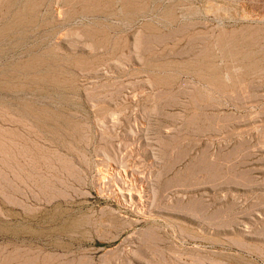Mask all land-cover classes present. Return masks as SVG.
I'll return each mask as SVG.
<instances>
[{
	"label": "rangeland",
	"instance_id": "rangeland-1",
	"mask_svg": "<svg viewBox=\"0 0 264 264\" xmlns=\"http://www.w3.org/2000/svg\"><path fill=\"white\" fill-rule=\"evenodd\" d=\"M0 264H264V0H0Z\"/></svg>",
	"mask_w": 264,
	"mask_h": 264
},
{
	"label": "bare ground",
	"instance_id": "bare-ground-1",
	"mask_svg": "<svg viewBox=\"0 0 264 264\" xmlns=\"http://www.w3.org/2000/svg\"><path fill=\"white\" fill-rule=\"evenodd\" d=\"M196 117H197V116H196ZM201 118H202V117H201ZM200 120H201V119H200ZM125 176H126V175H125ZM106 181H107V180H106ZM127 188H128V187H127ZM127 188H126V189H120L119 192L121 193V195L127 193V194L131 197V200H132V195L136 193V192L134 193V190H135V189L133 190V188H131V187H129L128 189H127ZM139 196H140V195H139ZM232 255H233V254H232ZM237 256H238V255H237ZM238 258H239V257H238Z\"/></svg>",
	"mask_w": 264,
	"mask_h": 264
}]
</instances>
